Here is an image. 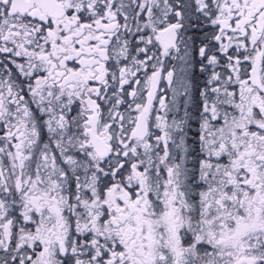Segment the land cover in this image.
<instances>
[{
    "label": "snow or ice",
    "instance_id": "6c2138e0",
    "mask_svg": "<svg viewBox=\"0 0 264 264\" xmlns=\"http://www.w3.org/2000/svg\"><path fill=\"white\" fill-rule=\"evenodd\" d=\"M0 264H264V0H0Z\"/></svg>",
    "mask_w": 264,
    "mask_h": 264
}]
</instances>
